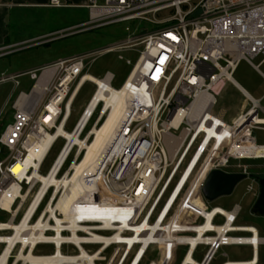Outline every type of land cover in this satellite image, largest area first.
Segmentation results:
<instances>
[{"label":"built area","instance_id":"1","mask_svg":"<svg viewBox=\"0 0 264 264\" xmlns=\"http://www.w3.org/2000/svg\"><path fill=\"white\" fill-rule=\"evenodd\" d=\"M51 6L63 7L57 0ZM86 9L89 20L79 26L39 43L0 48L1 59L32 44H48L71 34L145 24L121 43L0 78L1 85L12 82L16 90L22 78L32 83L28 93H18L12 105L13 121L0 136V213L8 216L7 222H0V237L14 235L7 226L22 225L28 217V227L21 234L26 239L14 244L6 264H30L19 259L21 254L52 257L61 264H145L150 253L158 261L148 264H159L168 251L167 264H174L179 248L184 247L183 264L190 254L194 259L201 246L207 251L198 264H212L224 247L250 248L251 259L237 264H260L264 237L253 226L238 225L240 206L227 211L231 218L217 213L212 227L206 226L209 212L213 214L217 207L209 209L203 188L213 171L241 174L252 182L248 191L259 198V185L243 163L264 160V145L256 136L264 133V96L254 99L235 82L234 75L246 61L264 79L260 69L264 65V0H88ZM127 51L138 54L135 63L126 61L132 74L119 88L129 95L127 112L95 171L82 182L90 190L82 192L66 212L61 202L71 192L69 187L49 184L45 188L34 173L42 175L61 140L63 147L45 177L60 181L73 177V165L87 150L59 131L67 132L79 98L91 85L94 93L68 133L77 134L83 144L95 138L93 130L111 110L101 96L115 89L116 76L107 72L98 78L89 72L100 58ZM258 59L261 62L255 65ZM226 84L234 86L247 105L230 121L227 111H216V92ZM49 136L54 139L44 157L27 164ZM18 164L22 170L15 174ZM81 197L87 198L88 205ZM91 204L94 210H89ZM189 239L196 240L195 244ZM41 246L52 247L53 253L37 255ZM0 247L1 260L8 243Z\"/></svg>","mask_w":264,"mask_h":264},{"label":"rangeland","instance_id":"2","mask_svg":"<svg viewBox=\"0 0 264 264\" xmlns=\"http://www.w3.org/2000/svg\"><path fill=\"white\" fill-rule=\"evenodd\" d=\"M24 19H28L27 27L24 25L20 29V36L29 39V43L38 42L46 37L56 34L61 31L71 29L78 26L81 22H85L88 19L87 10H69L66 12H48L43 14L41 12H32L26 14ZM67 21V23H66ZM139 26H145L144 23L133 22L119 25H112L98 29L95 31L84 32L80 34H71V36L54 40L48 44L34 45L26 47L20 51H17L7 57L0 59V78L3 74L15 75L20 72H28L31 70H38L44 66L50 65L61 59H65L77 54L88 52L91 50L105 48L111 45H115L123 42L132 36V33ZM19 27V26H16ZM129 29V31H126ZM57 30H60L57 32ZM39 43V42H38ZM120 57L123 58L120 59ZM138 58V54L135 52H123L115 53L100 58L92 67L89 74L92 76L101 78L107 72H111L116 76L113 83L115 89H119L128 75L131 72L132 67L126 64V61L130 60L132 63ZM261 59L256 60L255 65H259ZM264 72V65L260 67ZM235 82L254 99H261L264 96V79L249 65L246 61H242L234 75ZM21 87L17 90L15 85L11 83L0 84V136L5 131L6 127L13 121L12 105L17 98L18 93H28L32 86V83L28 78H22L19 80ZM94 93V87L88 85L85 88L83 95L79 98L74 114L68 124L66 130L71 132L78 122L80 115L91 99ZM216 97L218 100L217 112L225 110L228 112L227 120L235 119L240 112L246 108L245 99L238 92V90L231 84L221 86L217 92ZM256 136L260 144L264 145V133L257 132ZM63 147V141H58L54 146L49 158L47 159L41 174L47 175L48 171L52 167L59 152ZM70 162V161H69ZM246 166H249L250 172L253 176H264V160L244 162ZM251 180H245L240 183L235 189L234 193L229 197H224L216 202L210 204L209 209L213 207L221 208L225 211L232 210L235 206H240L242 212L239 216L238 225L241 226H253L259 230L264 237V217L255 213L256 200L254 193L248 191V186L251 185ZM257 190V184H253ZM186 207L190 208L188 204ZM8 216L0 213V222H7ZM10 236V235H9ZM86 250H97L98 247H85ZM2 247H0V252ZM187 248H179L174 264H180ZM206 247H199L197 254L194 257L195 261L201 263L204 254L206 253ZM53 253V248L48 246H41L37 250V255H50ZM112 253V250L107 254ZM166 254V253H165ZM251 249L244 247H224L222 248L212 264H223L229 262H241L251 259ZM261 262L264 264V246L260 248ZM170 258L169 251L167 255L159 264H167ZM150 261H158L155 253H150L147 257L145 264Z\"/></svg>","mask_w":264,"mask_h":264},{"label":"bare ground","instance_id":"3","mask_svg":"<svg viewBox=\"0 0 264 264\" xmlns=\"http://www.w3.org/2000/svg\"><path fill=\"white\" fill-rule=\"evenodd\" d=\"M132 74V73H131ZM131 74L129 77H131ZM128 77V78H129ZM135 77V73L133 74L132 78L133 79ZM88 79H93L98 81L97 79H95L92 76H88ZM100 82V81H98ZM130 81H128L127 83H129ZM102 84V82H100ZM112 89L111 90V94L108 96H101V98H103V100L106 102L107 108H110V113L107 115V118L103 121L102 125L93 130V134L95 135V138L89 143L83 144L82 140L77 139V134L75 136L72 135V133H68L64 130H60L59 134L63 135L64 137H66L67 139H69L72 143V141H75L76 143H79V145H81L82 147L86 148L87 153L86 155L82 158V160L73 165V168L75 170V174L73 175V177L71 178L68 177L63 181H60L58 179H51L48 180L45 176L40 175L39 173H37V171L34 173V177L41 180L44 185L45 188L49 185V184H53V185H64L66 186L68 189H70V193L67 195V199L63 200V210L66 212H70V209L73 205V203L81 196L82 192H87L90 189L87 188V185H82V182H85V178L87 175H92L93 172L95 171L98 161L101 157V155L106 151L107 147L111 144V142L113 141V138L115 136V132L117 127L119 126V124L121 123V121L124 119L125 114L127 112V105H128V100L127 98H129L128 93L126 92V89ZM241 113V112H240ZM240 115V114H239ZM54 137L49 136L47 138V140H45V142H43V144L37 149L35 150L29 160L27 161V164H33L32 160L37 158L39 160H41L44 155L46 150L48 149V147L50 146V143L53 141ZM28 166V165H27ZM33 166H35L36 168L38 167V165L34 164ZM22 170L21 165H16L13 169V172L15 174H18L20 171ZM41 195L38 197L40 198ZM82 200V202H84V205H88L87 202V198L85 197H81L80 198ZM173 201V200H172ZM172 201L169 203L166 211L164 212L162 219L165 217L166 213L168 212V210L170 209L171 205H172ZM130 204H135V203H130ZM189 207L192 208V206L190 204H188ZM88 208H90L89 210H94L95 206L93 204L89 205ZM196 209H194L195 211ZM215 211L213 212V214H211L209 212V223L206 225L207 227H212L211 226V219L213 218V216L217 213H221L223 212L225 215H227V217L231 218L232 215L231 213L224 211L221 208H215ZM202 212V210H201ZM206 213H204L205 215ZM28 223V217L25 219V221L22 223V225H18V224H10L7 227L11 230H14L15 234L14 235H10V236H6V237H0V243H8V248L6 249V251L4 252V254L2 255V258L0 260V264H6L8 259H10V253L12 250V247L14 246V244L17 241H22L25 240L26 238H23L21 236V234L25 231V228L28 227L27 226ZM203 227V228H207V227ZM228 228V227H227ZM217 231L221 232V228L216 229ZM200 232L203 231V229L199 230ZM42 237V234H41ZM74 239H77V241H79L78 238H76V236H74ZM102 240V239H100ZM150 241H153V238L150 237L149 239ZM172 239H170V241H172ZM108 241V240H105ZM148 241V240H147ZM191 244H195L196 240L194 239H189L188 240ZM211 243H214V241L212 240ZM32 244H35V241L32 240ZM60 256V254H59ZM58 256V257H59ZM19 259H23L25 261L30 262V264H61V262L55 258L52 257H36L32 254H29L28 257H26L25 255L21 254ZM245 264H255V262H244ZM183 264H198L192 257L191 254L189 256L186 257L185 263ZM226 264H237V263H226Z\"/></svg>","mask_w":264,"mask_h":264},{"label":"crops","instance_id":"4","mask_svg":"<svg viewBox=\"0 0 264 264\" xmlns=\"http://www.w3.org/2000/svg\"><path fill=\"white\" fill-rule=\"evenodd\" d=\"M52 1L54 0H0V48L21 44L31 39L20 36L19 29L24 25L28 26V19L23 18L28 13L41 12L47 14L48 12L62 13L69 10H87L88 0H57L63 5L61 8L52 7ZM85 22H81L78 26ZM227 263L238 262L227 261Z\"/></svg>","mask_w":264,"mask_h":264},{"label":"water","instance_id":"5","mask_svg":"<svg viewBox=\"0 0 264 264\" xmlns=\"http://www.w3.org/2000/svg\"><path fill=\"white\" fill-rule=\"evenodd\" d=\"M259 185V198L255 203V213L264 217V176H253ZM247 180L246 175L228 174L222 171H213L203 188V196L205 200L212 204L217 200L231 196L237 186Z\"/></svg>","mask_w":264,"mask_h":264}]
</instances>
